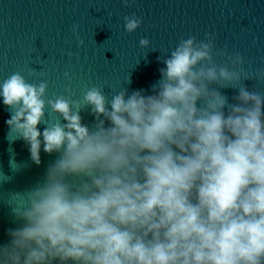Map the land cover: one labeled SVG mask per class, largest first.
I'll list each match as a JSON object with an SVG mask.
<instances>
[{"label":"clouds","instance_id":"clouds-1","mask_svg":"<svg viewBox=\"0 0 264 264\" xmlns=\"http://www.w3.org/2000/svg\"><path fill=\"white\" fill-rule=\"evenodd\" d=\"M123 20L129 34L143 22ZM158 62L150 90L92 85L80 99L71 88L48 98L45 79L21 72L0 81L9 142L37 166L41 150L56 154L41 179L9 192L15 227L0 264H264V67L207 33Z\"/></svg>","mask_w":264,"mask_h":264},{"label":"water","instance_id":"water-1","mask_svg":"<svg viewBox=\"0 0 264 264\" xmlns=\"http://www.w3.org/2000/svg\"><path fill=\"white\" fill-rule=\"evenodd\" d=\"M129 4L125 7L122 0H0V81L14 72L32 83L45 79L48 98L71 88L74 98L80 99L92 85L104 86L105 93L122 87L129 92L150 90L164 67L158 57L166 56L181 39L202 40L206 33L215 37L218 49L227 46L230 52L241 53L246 67H264V0H129ZM133 13L143 22L129 34L123 18ZM141 38L150 41L148 48L140 47ZM217 62L223 63V58ZM66 72L70 79L65 78ZM245 84L251 88L253 82ZM256 88L264 91V81ZM225 92L229 99L234 95L233 90ZM81 116L86 125L94 122L88 111ZM8 118L0 98V171L12 177L0 185V244L8 240L7 229L15 227L6 205L9 192L22 191L41 179L56 155L41 150V164L32 163L22 140L7 139ZM39 127L42 131L44 125ZM13 161L20 164L18 172L12 171L17 168ZM5 179L0 175V181Z\"/></svg>","mask_w":264,"mask_h":264}]
</instances>
